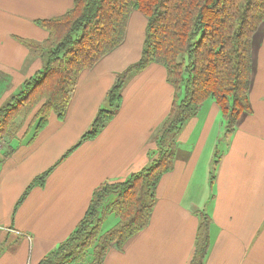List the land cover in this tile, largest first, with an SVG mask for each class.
I'll use <instances>...</instances> for the list:
<instances>
[{
  "label": "crops",
  "instance_id": "0c3cea01",
  "mask_svg": "<svg viewBox=\"0 0 264 264\" xmlns=\"http://www.w3.org/2000/svg\"><path fill=\"white\" fill-rule=\"evenodd\" d=\"M73 5L74 0H0V106L44 65V57L23 39H46L48 31L37 21ZM143 42L133 26L121 46L81 73L65 118L50 116L49 121L56 118L63 127L44 138L48 122L34 142H13L4 155L0 224L14 231L0 234V264H37L74 230L99 184L125 179L150 163L155 131L174 98L166 68L156 63L130 75L122 105L103 131L73 150L44 186L32 188L16 206L30 182L89 129L116 75L139 60ZM256 48L251 111L226 135L211 189L209 172L223 119L208 99L181 129L174 168L159 182L148 226L124 249L112 248L104 264H189L198 212L204 209L212 220L204 264H264V25Z\"/></svg>",
  "mask_w": 264,
  "mask_h": 264
},
{
  "label": "trees",
  "instance_id": "16d2710c",
  "mask_svg": "<svg viewBox=\"0 0 264 264\" xmlns=\"http://www.w3.org/2000/svg\"><path fill=\"white\" fill-rule=\"evenodd\" d=\"M134 11L147 19L139 60L116 75L105 96L108 107H101L79 141L30 182L16 206L32 188L44 186L73 150L103 131L122 105L131 74L153 63L164 66L167 82L174 87L172 106L157 130L149 165L125 179L99 184L74 230L37 264H104L112 248L124 249L148 226L159 182L174 168L181 129L203 103L215 101L226 122L225 134L233 133L251 111L264 0H74L65 13L37 21L48 31L46 39H23L45 62L0 106V141H6L9 151L13 140L24 138L32 128L28 142L35 140L52 114L65 118L81 73L124 43ZM181 91L184 96L179 99ZM112 213L116 223L103 230ZM198 214L189 264H204L210 247L211 217L205 210Z\"/></svg>",
  "mask_w": 264,
  "mask_h": 264
},
{
  "label": "rangeland",
  "instance_id": "374dc122",
  "mask_svg": "<svg viewBox=\"0 0 264 264\" xmlns=\"http://www.w3.org/2000/svg\"><path fill=\"white\" fill-rule=\"evenodd\" d=\"M146 24H147L146 17L144 15H142L138 11H134L132 13L130 19H129L127 33L129 32L131 34L132 27L134 26V29L137 32V34H142V37L144 36V38H145V34H146ZM182 91L178 95L179 96V99H182L183 96H184V93ZM212 100H210V101H212ZM207 103H209V102H207ZM102 107H104V108H107L108 107V104H107L106 101H104ZM221 115H222V113H221ZM221 117H222L223 120H222V122L220 120L218 121V123H221V124H219L220 125V131H217V138L218 139L215 141V145H216L215 146V150H214L215 151V155H214L213 160L211 161V167H210V172H209V189H211V184H212L211 182L213 181L214 176L216 174V169H215L216 168V161L218 160L220 154L222 153V151L226 147V135H227V134H225V132H226V122H225V119H224L223 115ZM217 126H218V124H217ZM217 126H216V129H217ZM60 127H63V124H59L57 122V119L56 118H52L49 121L48 126L45 128L46 129V133L44 134L43 137L46 138L47 135H51L52 133H54L55 131H57ZM89 128H90V126H89ZM64 129L65 130H72V128H70L68 126L67 127H64ZM157 130H158V128L155 131L156 133H155V136L154 137H156ZM32 132H33V128L30 129V131L24 136V138H22V139L17 138L15 140H13L14 144L16 146H20L21 144H27L28 141H29V138L32 135ZM72 132H73V130H72ZM35 140L31 141L30 143L34 142ZM214 140H215V137L213 138V142H214ZM0 142L2 143V151H1V154H0V170H1V168H2V162H3V157H4V155H6L9 152L10 148L8 146H5L6 145V141L5 140L4 141H0ZM196 188H194V192L196 191ZM116 221H117V218L115 217L114 213L110 214L108 216V218L105 220L104 224H103V230H106V229L110 228L112 225H114L116 223Z\"/></svg>",
  "mask_w": 264,
  "mask_h": 264
},
{
  "label": "built area",
  "instance_id": "2783aa9c",
  "mask_svg": "<svg viewBox=\"0 0 264 264\" xmlns=\"http://www.w3.org/2000/svg\"><path fill=\"white\" fill-rule=\"evenodd\" d=\"M1 150H2V143L0 142V152H1ZM9 231H14V230L8 226H3L0 224V234L2 232H9Z\"/></svg>",
  "mask_w": 264,
  "mask_h": 264
}]
</instances>
